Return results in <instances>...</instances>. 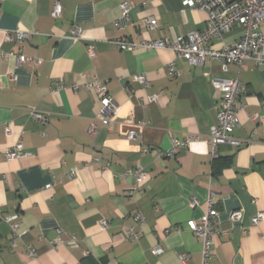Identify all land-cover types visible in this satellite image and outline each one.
<instances>
[{
	"label": "crops",
	"instance_id": "obj_1",
	"mask_svg": "<svg viewBox=\"0 0 264 264\" xmlns=\"http://www.w3.org/2000/svg\"><path fill=\"white\" fill-rule=\"evenodd\" d=\"M55 1L62 15L52 19ZM123 4L130 5L127 17ZM149 19L155 29L147 28ZM206 20L182 0H0V264H201V245L186 223L202 217L209 192L219 233L207 264H264V220L251 225L264 213V68L253 61L226 71L220 61L191 66L168 50L116 45L172 41L202 30ZM73 26L81 29V41L70 37ZM14 29L33 34L21 44L5 43L3 33ZM241 34L236 25L210 48L231 46ZM7 52L35 61L17 66L1 57ZM170 64L176 76L168 75ZM215 79H237L245 91L230 133L239 146L223 145L212 159L207 141L219 104ZM97 85L118 108L108 126L100 122ZM151 95L159 98L151 103ZM193 135L198 139L186 149L163 156L174 140ZM18 143L26 156L6 162L3 154ZM137 168L147 175L139 186L120 178ZM235 211L242 217L231 222ZM10 216L15 231L5 221ZM130 229L138 239L128 237ZM156 246L163 252L153 256Z\"/></svg>",
	"mask_w": 264,
	"mask_h": 264
},
{
	"label": "built area",
	"instance_id": "obj_2",
	"mask_svg": "<svg viewBox=\"0 0 264 264\" xmlns=\"http://www.w3.org/2000/svg\"><path fill=\"white\" fill-rule=\"evenodd\" d=\"M184 6L189 9L198 10L206 14L207 20L205 27L200 31L189 33L185 36H178L172 41L157 40L142 41L139 44L127 43L123 41H116V45L122 51H133L136 48H142L145 50H168L173 52L176 57L185 60L191 66H197L204 63L207 60L220 61L222 63V69L227 70V67L234 64L238 67H243L244 62L253 61L257 66L264 68V33L259 31L260 25L264 23V0H182ZM123 17H127L130 11V5L123 4L121 6ZM62 15V7L59 1H55L50 17L57 19ZM147 28L152 30L157 27V23L153 19L146 21ZM240 26L242 28V34L240 39L231 46H224L221 49L215 50L210 48V43L213 40L220 39L222 35L229 32L234 26ZM33 33L22 31L20 29H14L12 31H5L3 33V40L7 44H21L24 41L29 40ZM70 37L76 41H81V29L78 26H73L70 30ZM86 53L90 59L95 58V48L93 43H86ZM1 57L13 58L16 61L17 66H23L27 63H33L35 60L27 57L23 54H15L13 52L3 53ZM168 75L176 76L174 64L168 65ZM134 79L141 85L147 86L148 83L144 75H136ZM96 78L93 77V81ZM214 90L218 93L219 104L216 115V123L208 131V146L209 154L212 159L218 156L219 148L223 145H229L231 147L239 146V142L230 137L232 129L237 125V116L242 110L238 106V98L245 91V88L237 79L218 80L212 81ZM87 89L92 87V83L85 85ZM64 86L56 85L55 90H63ZM72 90H76V86H70ZM95 93L98 96L100 109V122L103 126H108L112 118L117 114L118 108L113 102L112 97L108 94L104 86H94ZM159 98V95H151L148 97V101L153 103ZM264 111V103H261ZM31 115L42 120V115L31 112ZM257 115H253L251 120H255ZM96 123L92 122L88 127V132L93 134L95 132ZM5 135L9 134V128L4 129ZM198 139L197 135L188 136L183 141L174 140L171 147L166 151L163 156L174 157L179 151L186 149L192 141ZM148 150L143 149L142 153H147ZM26 156L20 143L15 144L8 149L3 158L6 162L22 159ZM132 177L135 185L142 184L147 175L142 169L137 168L135 170L126 171L120 175L121 179ZM214 194L208 193L206 199V210L202 217L198 221L190 220L186 223V227L190 233L198 240L201 245L202 263L207 264L210 258L213 246L214 237L218 234L214 219L216 211L214 209ZM197 205L195 200L191 201V206ZM242 217L240 211L232 213L231 222L237 221ZM16 217L10 216L5 219L7 223L11 225L13 231L16 229L14 223ZM264 220V213H257L251 219V225L257 226ZM138 223H142L141 216L136 217ZM102 230L107 227V221L103 220L100 223ZM61 231H58L60 233ZM128 237L130 239H138V234L134 233L132 229L128 231ZM73 239V238H72ZM60 243V238L54 240L53 244ZM71 248H75L76 244L71 242ZM163 249L160 246H156L151 249L153 256L162 254ZM29 257L34 258L36 256L33 249L29 250ZM182 263L187 261V256L183 255L179 257Z\"/></svg>",
	"mask_w": 264,
	"mask_h": 264
}]
</instances>
